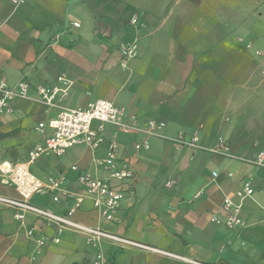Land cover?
<instances>
[{"label":"crops","instance_id":"crops-1","mask_svg":"<svg viewBox=\"0 0 264 264\" xmlns=\"http://www.w3.org/2000/svg\"><path fill=\"white\" fill-rule=\"evenodd\" d=\"M134 15L143 26L131 22ZM261 39L240 34L220 11L208 12L192 0H0V79L11 87L21 80L32 86L29 97H17L12 112L0 116V195L18 196L2 181L1 168L24 160L50 135L48 123L62 107L109 99L126 120L165 123L150 137L105 125L107 140L120 146L119 160L135 173L134 181L121 186L125 196L115 219L106 220L78 181L81 172L109 178L95 162L106 155L105 145L91 150L78 144L62 155L38 158L32 171L43 180L62 179L69 195L54 202L51 194H40L32 202L64 214L74 195H85L75 220L158 249L119 247L104 239L99 248L106 264H264V165L255 161L264 153ZM131 41L137 53L123 63L120 44ZM61 74L72 82L69 92L49 107L38 99L36 86L59 84ZM181 133H196L205 148L222 139L229 155L177 146L173 138ZM146 139L148 149L140 146ZM171 179L175 184L167 186ZM245 180L256 188L240 211L245 225L228 228L224 221L233 210L224 208V200L238 202ZM31 227L49 238L45 246L28 236ZM56 234L34 214L17 219L13 208L0 205V264L94 259L98 248L83 233L64 230L54 243Z\"/></svg>","mask_w":264,"mask_h":264},{"label":"built area","instance_id":"built-area-1","mask_svg":"<svg viewBox=\"0 0 264 264\" xmlns=\"http://www.w3.org/2000/svg\"><path fill=\"white\" fill-rule=\"evenodd\" d=\"M20 1L22 0H14L16 3ZM131 22L133 24L139 23L137 15L131 18ZM139 25L143 26L140 23ZM74 26L79 27L80 23L75 22ZM120 51L122 61L125 63L127 59L136 55L137 44L135 41L123 42L120 44ZM58 82L59 84L53 86L44 84L36 86L38 99L49 107L56 106L57 98H63L69 92L72 83L64 74L58 76ZM31 87V83L27 80H21L16 87H11L5 80L0 79V116L12 112L13 101L17 97H29ZM95 122L97 125H95ZM106 124H114L124 132L141 131L147 137L159 135L165 127V123L162 121L148 120L145 123H141L135 117H132L131 120H126L123 110L109 99L101 98L85 107H62L57 117L51 119L48 123L53 130L52 133L45 136L43 141L36 143L24 160L7 163L5 168H1V172L4 175L2 181L12 184L18 196L0 195V205L13 208L17 219H24L28 213H32L46 224L54 226L57 231V234L51 239L54 243L60 242L58 233L60 235L64 230L70 229L83 233L86 240L98 248L94 259L85 264H106L107 257L99 248L101 241L104 239L112 241L119 247L158 250L99 226H91L75 220L73 218L74 213L84 202L85 195H74L73 205L64 214L38 206L32 202V198L40 194H51L54 202L60 200L61 194H67L62 179L49 178L48 180H43L32 171L31 164L38 158L48 154L62 155L69 148L78 144H84L91 150L99 149L105 145L106 155L103 158L96 159L95 162L109 172V178L95 177L88 172H81L78 176V181L85 187L87 194L92 196L94 206L102 211L106 220L113 221L115 219V213L120 208L121 201L125 196L121 186L127 181H134L135 173L128 166L127 161L119 160L120 146L118 142L114 139L107 140L105 136ZM38 128L44 132L45 123H40ZM173 141L177 146L187 145L194 148L207 149L216 154L229 155L228 144L222 139L208 148L198 142L196 133L191 138H186L181 133L173 138ZM140 146L145 149L150 148L149 140L146 139ZM255 161L259 165H264V153H260ZM73 168L76 169L77 166H73ZM216 174L215 172L214 175ZM112 180L118 183L114 184ZM175 182V179H171L166 182V185L172 186ZM255 191L256 188L252 181L245 180L236 194L238 202H234L231 198L224 200V208L226 210L232 208L233 210L224 221L228 228L245 225V221L240 216V211L244 200L252 197ZM213 219L221 222L216 215L213 216ZM40 232L39 228L31 227L28 230V236L35 240L37 246L43 247L49 242V238ZM189 261L193 264H207L199 260L190 259Z\"/></svg>","mask_w":264,"mask_h":264},{"label":"rangeland","instance_id":"rangeland-1","mask_svg":"<svg viewBox=\"0 0 264 264\" xmlns=\"http://www.w3.org/2000/svg\"><path fill=\"white\" fill-rule=\"evenodd\" d=\"M208 12H218L237 26L240 34L263 38L258 45L264 56V0H192Z\"/></svg>","mask_w":264,"mask_h":264}]
</instances>
